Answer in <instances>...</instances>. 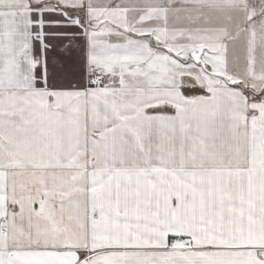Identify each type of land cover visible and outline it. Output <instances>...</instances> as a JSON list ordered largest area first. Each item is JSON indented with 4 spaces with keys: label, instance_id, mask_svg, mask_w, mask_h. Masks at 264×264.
<instances>
[{
    "label": "snow or ice",
    "instance_id": "snow-or-ice-1",
    "mask_svg": "<svg viewBox=\"0 0 264 264\" xmlns=\"http://www.w3.org/2000/svg\"><path fill=\"white\" fill-rule=\"evenodd\" d=\"M0 264H264V0H0Z\"/></svg>",
    "mask_w": 264,
    "mask_h": 264
}]
</instances>
